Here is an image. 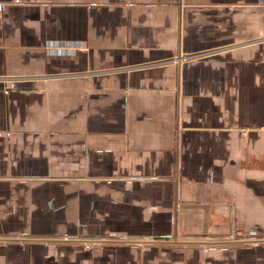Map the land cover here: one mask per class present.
<instances>
[{
  "label": "crops",
  "instance_id": "1",
  "mask_svg": "<svg viewBox=\"0 0 264 264\" xmlns=\"http://www.w3.org/2000/svg\"><path fill=\"white\" fill-rule=\"evenodd\" d=\"M0 5V264H264V0Z\"/></svg>",
  "mask_w": 264,
  "mask_h": 264
},
{
  "label": "built area",
  "instance_id": "2",
  "mask_svg": "<svg viewBox=\"0 0 264 264\" xmlns=\"http://www.w3.org/2000/svg\"><path fill=\"white\" fill-rule=\"evenodd\" d=\"M3 9H4V5H0V13L3 12ZM0 28H1V26H0Z\"/></svg>",
  "mask_w": 264,
  "mask_h": 264
}]
</instances>
